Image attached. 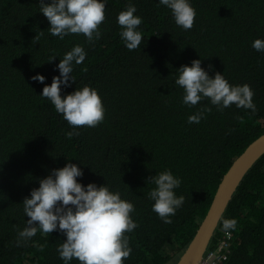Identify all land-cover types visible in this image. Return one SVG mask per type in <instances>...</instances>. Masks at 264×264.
<instances>
[{
	"label": "trees",
	"instance_id": "1",
	"mask_svg": "<svg viewBox=\"0 0 264 264\" xmlns=\"http://www.w3.org/2000/svg\"><path fill=\"white\" fill-rule=\"evenodd\" d=\"M131 2L145 39L129 51L117 24L129 0H107L101 37L93 43L82 34L52 36L40 0H0V264H64L56 251L66 239L59 231H38L26 244L16 242L28 219L24 198L40 178L68 162L83 169L85 185L106 183L133 203L138 227L126 233L132 252L124 264H175L225 173L264 134V52L252 48L255 39H264V0H191L197 15L187 31L158 0ZM75 45L87 55L74 65L76 81L62 87L61 95L93 87L105 117L96 127H78L79 135L69 140L72 128L31 77L40 73L50 85L60 59ZM194 59L210 76L219 72L232 85H250L256 111L235 105L221 111L207 98L183 104L176 69ZM197 113L203 118L189 124ZM165 169L181 178L176 194L185 198L170 224L152 211L147 195L154 185L146 179ZM225 219L237 222L234 230H223ZM228 233L230 248L216 264H264V156L235 193L209 252Z\"/></svg>",
	"mask_w": 264,
	"mask_h": 264
},
{
	"label": "clouds",
	"instance_id": "2",
	"mask_svg": "<svg viewBox=\"0 0 264 264\" xmlns=\"http://www.w3.org/2000/svg\"><path fill=\"white\" fill-rule=\"evenodd\" d=\"M158 3L170 10L177 26L185 31L193 27L197 13L191 0H158ZM39 5V12L47 18L50 25L47 30L52 36L63 40L71 34H82L89 43L100 39L99 26L105 20L107 0H50L48 3L40 0ZM136 12L137 8L129 0L127 7L117 15L120 38L129 51L138 49L145 39L140 29L142 17L135 15ZM252 48L264 52V39H255ZM86 55L83 46L72 47L60 59L56 66L59 75L52 77L50 85L40 73L31 77L32 81L44 85L40 96L46 98L72 128L66 133L69 140L79 135L78 127H96L105 117V107L97 89L85 85L61 95L62 87L67 89L76 81L72 76L74 65L81 64ZM55 58L51 57L48 62ZM201 65V59H194L190 66L181 65L176 69L178 76L174 83L183 89V104L191 107L207 98L221 111L232 105L256 111L250 85H232L223 74L216 72L210 76ZM202 118L203 113L190 115L188 123L198 124ZM83 176L81 167L68 162L39 179V187L33 188L22 203L28 219L26 227L18 232L17 246L29 242L38 231L45 235L59 231L66 239L56 251L64 264H71L73 259L79 264H124L132 252L126 233L138 227L132 218L135 207L106 183L85 185L81 182ZM149 183L154 185L147 194L153 201L152 211L164 223H172L171 217L185 200L183 195L176 194L181 178L165 169L148 177L146 184ZM236 223L234 219L223 220V230H234Z\"/></svg>",
	"mask_w": 264,
	"mask_h": 264
},
{
	"label": "water",
	"instance_id": "3",
	"mask_svg": "<svg viewBox=\"0 0 264 264\" xmlns=\"http://www.w3.org/2000/svg\"><path fill=\"white\" fill-rule=\"evenodd\" d=\"M264 156V134L253 141L237 157L223 176L207 215L193 239L175 264H202L209 252L210 244L231 200L245 177Z\"/></svg>",
	"mask_w": 264,
	"mask_h": 264
},
{
	"label": "built area",
	"instance_id": "4",
	"mask_svg": "<svg viewBox=\"0 0 264 264\" xmlns=\"http://www.w3.org/2000/svg\"><path fill=\"white\" fill-rule=\"evenodd\" d=\"M232 236L231 234H226L224 239L219 243L218 248L214 252H209L206 255L205 260L202 262V264H216L218 256L221 255V253H224L229 250L231 245Z\"/></svg>",
	"mask_w": 264,
	"mask_h": 264
}]
</instances>
